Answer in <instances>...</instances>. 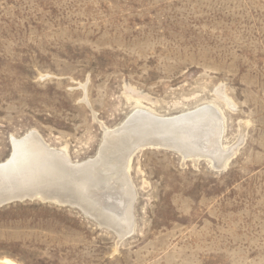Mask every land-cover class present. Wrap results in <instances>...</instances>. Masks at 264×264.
<instances>
[{
	"label": "rangeland",
	"instance_id": "1",
	"mask_svg": "<svg viewBox=\"0 0 264 264\" xmlns=\"http://www.w3.org/2000/svg\"><path fill=\"white\" fill-rule=\"evenodd\" d=\"M203 104L234 147L224 168L136 152L122 240L72 205H3L0 259L264 264V0H0V162L31 131L81 162L136 108L174 117Z\"/></svg>",
	"mask_w": 264,
	"mask_h": 264
},
{
	"label": "bare ground",
	"instance_id": "2",
	"mask_svg": "<svg viewBox=\"0 0 264 264\" xmlns=\"http://www.w3.org/2000/svg\"><path fill=\"white\" fill-rule=\"evenodd\" d=\"M223 131L221 115L211 104L174 117L136 108L118 126L105 129L96 155L81 162L70 161L64 150L49 147L31 131L11 138V152L0 162V207L33 198L72 205L122 240L133 231L129 169L135 153L165 148L194 160L205 156L222 169L234 153V147H223ZM0 264L18 263L3 258Z\"/></svg>",
	"mask_w": 264,
	"mask_h": 264
}]
</instances>
